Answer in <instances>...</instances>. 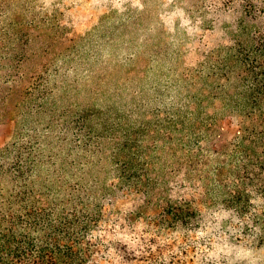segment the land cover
I'll return each mask as SVG.
<instances>
[{
    "label": "rangeland",
    "instance_id": "rangeland-1",
    "mask_svg": "<svg viewBox=\"0 0 264 264\" xmlns=\"http://www.w3.org/2000/svg\"><path fill=\"white\" fill-rule=\"evenodd\" d=\"M0 6V100L13 91L0 103V149L22 131L25 145L39 150L46 143L45 155L65 152L70 145L57 137L70 139L73 131L61 134V125L89 109V125L103 136L96 161L110 168L112 151L124 142L143 156L140 175L153 186L147 195L119 191L104 205L117 225L106 227L100 264H264V199H251L242 223L222 208L225 194L217 187L231 182L241 159L231 154L242 144L245 114L230 103L243 100L252 83L247 75H255L235 57L244 40L237 32L241 0ZM44 102L42 111L34 108ZM252 119L245 120L260 132ZM170 200L192 202L203 222L190 231L161 228L160 206ZM116 245L128 248L127 262L111 260Z\"/></svg>",
    "mask_w": 264,
    "mask_h": 264
},
{
    "label": "trees",
    "instance_id": "trees-1",
    "mask_svg": "<svg viewBox=\"0 0 264 264\" xmlns=\"http://www.w3.org/2000/svg\"><path fill=\"white\" fill-rule=\"evenodd\" d=\"M241 1L243 13L237 32L244 40L235 57L242 59L248 74L254 71L255 75H247V84L250 77L252 83L243 92V100L229 107L244 113L246 120L253 122L252 117H257L261 130L257 132L252 122L242 119V144L231 154L236 160L239 152L241 159L231 182L219 180L217 187L225 194L219 202L222 208L243 223L253 208L251 199H264V183L259 180L264 174V156L258 155L264 154V149H259L264 145V0ZM0 13L3 14L1 8ZM15 57L18 56L14 54L13 60ZM22 57L16 59L21 60L20 64ZM16 77H21L20 82L24 80L23 74ZM36 90H27L26 96ZM45 105L46 102L35 103L34 108L42 111ZM88 111L76 112L69 125H61V134L73 131L70 139L57 137L70 145L65 152L45 155L46 143L39 150L31 142L27 146L22 131L14 142L0 149V264H100L106 248V227L117 225L109 219L104 205L115 203L111 198L119 191L149 193L153 182L145 174L140 175L142 168L137 164L143 156L132 144L130 150V142L120 143L112 151L110 168L103 166L101 159L96 161L104 152L103 136L89 125ZM222 174L223 169L217 170L218 176ZM160 209L161 228L190 231L197 220L198 224L203 222L192 202L170 200ZM112 253L114 263L129 260V250L123 245H116ZM133 254L131 258L137 260Z\"/></svg>",
    "mask_w": 264,
    "mask_h": 264
}]
</instances>
